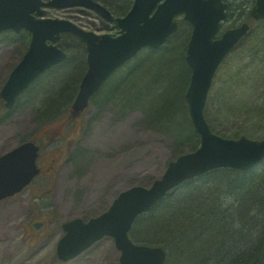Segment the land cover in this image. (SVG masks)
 Segmentation results:
<instances>
[{
	"label": "rangeland",
	"instance_id": "1",
	"mask_svg": "<svg viewBox=\"0 0 264 264\" xmlns=\"http://www.w3.org/2000/svg\"><path fill=\"white\" fill-rule=\"evenodd\" d=\"M228 2L229 12L231 9L232 12L224 21L223 29L239 25L244 19L251 20L252 29L229 53L215 75L206 116L217 133L224 135L230 129L241 127L248 131L243 135L262 139L264 20L250 18L252 3L248 0ZM244 2L248 8H244ZM45 16L67 18L97 33L112 31L96 12L85 13L79 7H48ZM23 38L9 36L0 40V155L27 139L40 143L43 140L47 145L49 140L43 136L51 131L55 134L52 150H66V153L52 181L43 179L42 175L21 193L0 201V264H118L120 251L109 236L75 259L60 261L57 243L65 233L62 224L76 217L88 219L100 214L122 190L133 185H151L180 152L190 151L197 143L198 134L188 106H185L186 116L193 134L188 133L191 140H187V131L180 126L181 144L174 126L152 121L143 110L123 108L112 101L101 107L91 102L75 121L62 128L63 120L70 115L68 109L58 121L40 129L41 100L34 99L39 98L41 92L30 93L32 100L25 99L28 91L23 93L11 109L5 107L1 97L5 81L26 51L28 40ZM177 123H184L180 116ZM149 227L150 233L159 230ZM143 228L140 221L135 222L131 238L139 240L138 233Z\"/></svg>",
	"mask_w": 264,
	"mask_h": 264
},
{
	"label": "water",
	"instance_id": "2",
	"mask_svg": "<svg viewBox=\"0 0 264 264\" xmlns=\"http://www.w3.org/2000/svg\"><path fill=\"white\" fill-rule=\"evenodd\" d=\"M161 1L135 0L127 15L114 18L95 0H0V32L5 29L20 32L26 28L32 33L29 50L1 92L9 108L39 75L66 59L67 54L56 45L62 32L79 36L88 50L89 68L72 106L76 116L118 67L143 47L165 44L178 29L177 14L184 13L193 26L186 57L191 78L185 98L194 129L200 136V146L169 162L164 174L150 186L135 185L122 191L107 211L88 220L76 217L64 222L66 233L57 245L58 256L64 261L75 258L104 236H112L121 251L119 264H165L168 254L164 247L138 244L130 238L135 219L188 179L221 167L248 170L264 159V138L224 137L212 130L205 116L214 76L250 25L244 23L214 38L226 16L223 0ZM73 6L95 9L106 19L116 20L121 34H96L70 20L41 17L45 13L43 7ZM251 13L256 19H264V0H256ZM39 149L35 142L26 141L0 155V200L21 192L40 172Z\"/></svg>",
	"mask_w": 264,
	"mask_h": 264
},
{
	"label": "trees",
	"instance_id": "3",
	"mask_svg": "<svg viewBox=\"0 0 264 264\" xmlns=\"http://www.w3.org/2000/svg\"><path fill=\"white\" fill-rule=\"evenodd\" d=\"M98 1L114 15L122 16L134 0ZM243 4L248 8L247 2ZM231 12L232 9L229 15ZM190 35V24L183 21L163 46L144 48L110 76L92 103L101 107L112 101L123 108L141 109L152 121L174 126L178 142L183 143L179 128L183 127L186 135L193 134L185 110L191 76L186 63ZM9 36L30 38L28 32L6 31L0 40ZM60 46L68 52V59L43 74L25 94L26 100H32L30 93L41 92L34 99L41 100L40 129L58 121L71 109L87 69L86 47L78 37L63 34ZM177 116L184 121L183 125H178ZM245 133L248 131L239 127L224 135L238 138ZM189 135L187 140H191ZM199 144L197 136V143L190 150ZM139 221L145 228L138 233L139 240L134 241L166 248V264H264V160L248 170L218 168L188 180L139 216L136 223ZM149 226L158 228L159 232L150 233Z\"/></svg>",
	"mask_w": 264,
	"mask_h": 264
},
{
	"label": "flooded vegetation",
	"instance_id": "4",
	"mask_svg": "<svg viewBox=\"0 0 264 264\" xmlns=\"http://www.w3.org/2000/svg\"><path fill=\"white\" fill-rule=\"evenodd\" d=\"M228 12H229V2H228ZM47 137H52V135L51 136L47 135ZM65 153L66 150H63L61 152L53 151L51 145L46 147L45 149L41 148L40 156L38 158V164L41 170L37 178H40L43 175V179H47V180L50 179L52 181L56 173V170L61 163L60 159L62 158V155Z\"/></svg>",
	"mask_w": 264,
	"mask_h": 264
}]
</instances>
